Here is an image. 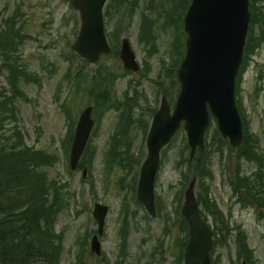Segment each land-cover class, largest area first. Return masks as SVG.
<instances>
[{
	"label": "rangeland",
	"instance_id": "obj_1",
	"mask_svg": "<svg viewBox=\"0 0 264 264\" xmlns=\"http://www.w3.org/2000/svg\"><path fill=\"white\" fill-rule=\"evenodd\" d=\"M123 1L118 0L119 3ZM166 2L127 0L123 7L133 10L134 16L130 20L125 17L124 23H121L116 16L113 19L108 17L109 33L114 26L124 28L129 24L122 37L126 36L133 42L142 65L143 62L150 64L148 78L143 74H125L122 61L116 55L103 58L97 64H85L71 50L79 30L76 23L79 14L71 8L68 0H0V19L16 14L17 25L24 36L21 46L22 64L42 79L39 86H24L30 102H19L17 106L20 111L19 123L26 134L28 145L48 154L41 162L46 165V176L49 181L56 182V186L62 190L64 201L66 199L65 207L58 214L51 230L61 237L60 243L64 250L60 264H183L180 255L185 241V226L176 212L180 201L179 192L193 178L187 165H182L190 154L188 151L186 153L187 136L183 129L177 133L173 144L162 153L156 196L163 206L157 217H151L143 206L137 204L132 190L134 177L138 178L141 167L135 168V165L141 158L143 163L147 157V137L143 124H146L145 120H151L147 117L149 106L155 105L160 99L154 80L158 79L163 66L171 63V42L176 36V27L171 22L170 28L155 31L158 50L153 55L145 44L140 43V33L142 25L153 22L152 19L157 21V25L164 24L166 11L169 10ZM179 11H173V20ZM159 17L164 18L159 22ZM144 18L148 21H142ZM261 37L262 28L256 26L249 38L251 47L246 54L245 73L241 77L236 97L245 130L260 137V148L264 155V48L259 50L256 46V40ZM251 51L252 58L249 56ZM100 67L105 70L110 68L122 76L116 81L114 90H110L120 100L124 99L125 92L129 90L130 80L138 85L136 90L140 94L139 103L133 106V117L139 118V122L122 132L121 144L114 139V133L121 123L120 112L116 108L105 111V106L101 105L104 98L99 95L101 89L92 82ZM0 82L5 85L1 74ZM164 82L169 87V80L165 79ZM176 90L173 89V94ZM94 104L95 128L88 152L96 151V157L93 166L87 167L84 177V169L70 170L67 135L70 126L74 122L77 124L82 111ZM10 127L14 125L9 124L8 129ZM216 131V123L212 121L207 133L208 145L214 142L222 145ZM127 138L130 145L127 144ZM113 146L117 150L123 148V152L115 154L117 150H113ZM108 156L113 162L110 167ZM11 158L12 162L28 164L14 156ZM89 159L90 156H87L85 162ZM211 159L215 181L197 182L196 193L205 197L210 186L211 199L217 203L223 215L226 229L219 222L215 226L217 246L213 258L216 264H230L229 259L238 258L239 244L233 241L238 235L247 237L254 250L255 263L264 264V216L261 212L257 213L256 207L247 205L250 201L247 194L240 190L234 191L229 184L230 181L235 182L239 174L252 181L258 171L264 175V164L261 169L257 164L239 161L236 153L226 146L222 153H214ZM125 160L131 167L124 166ZM188 174L189 178H186ZM41 179L42 176L37 173L31 180L40 182ZM52 194L53 190L48 192L43 186L37 197L39 205L45 209L52 207L49 202V199L52 201ZM239 201H245L247 206ZM96 202L110 209L104 234L100 237V256L91 252V241L98 228L93 217ZM40 214L41 211L39 218ZM41 222V231L46 230L50 221L43 218ZM231 225L234 226V236H230ZM122 227H125V232L128 231L125 240ZM218 229H223L224 233ZM11 241V238L7 239L8 244ZM122 245L125 250L121 248ZM154 251L158 253L155 256ZM238 264H241L240 260Z\"/></svg>",
	"mask_w": 264,
	"mask_h": 264
},
{
	"label": "water",
	"instance_id": "obj_2",
	"mask_svg": "<svg viewBox=\"0 0 264 264\" xmlns=\"http://www.w3.org/2000/svg\"><path fill=\"white\" fill-rule=\"evenodd\" d=\"M107 0H71L81 12L82 27L73 49L91 62L111 49L105 35L103 7ZM251 14L249 0H193L186 18L189 33L187 55L179 71L182 91L174 116L164 100L155 116L148 138L149 157L145 162L138 185V199L155 216V179L159 169L160 151L185 121L189 145L194 154L197 147L204 148L205 134L210 125V113L216 117L219 130L231 145L238 148L243 142L242 120L236 102V78L243 62L244 48ZM123 59L129 69H137L127 40L124 41ZM89 108L78 125L73 145L71 164L75 169L85 150L94 122ZM196 179L186 191L183 213L190 225V241L184 264H211L212 231L203 221L195 196ZM109 208L95 205L94 215L103 234ZM92 250L100 253L95 237ZM243 264H246L244 262Z\"/></svg>",
	"mask_w": 264,
	"mask_h": 264
},
{
	"label": "trees",
	"instance_id": "obj_3",
	"mask_svg": "<svg viewBox=\"0 0 264 264\" xmlns=\"http://www.w3.org/2000/svg\"><path fill=\"white\" fill-rule=\"evenodd\" d=\"M262 2V4H261ZM261 4V6L259 5ZM251 12L253 16L252 30L254 31V23L260 25L262 28V37L257 41L256 46L264 44V0H252ZM15 18L6 20L4 25L0 26V71L7 72V83L11 87V95L0 94V264H60L63 246L60 243V236L55 235L53 229L54 222L57 220L58 214L62 212L60 201L59 188L51 184L46 176H42L41 181L31 180L37 174L38 169L42 164L43 157L33 154L29 149L24 148L21 143V132L19 130H12L8 132L6 122L11 120L16 122L18 112L14 103L24 97V94L19 90L18 85L24 78L31 80V75L23 72L18 66L19 58V44L21 43L20 31L16 30ZM264 46V45H263ZM251 47V43L246 50ZM253 52L249 53L251 56ZM20 67V68H19ZM108 81L107 76L104 77ZM8 93V92H7ZM108 94V90L105 91ZM131 116V114H128ZM124 125L128 126L127 117L122 113ZM245 138L242 146L238 150H233L229 147L218 134V142L207 145L204 151H199L198 157L195 161L186 159L182 165L186 164L192 176L196 175L202 183H207L213 180V171L211 168V157L215 153H222L225 144L231 152H235L239 161H247L249 163L259 165L263 168V160L259 150V139L256 135L251 134L249 130H245ZM116 142L121 144V140L117 139ZM127 144H129L127 142ZM121 146V145H120ZM113 150H117L113 146ZM123 150V148H121ZM117 150L115 154L119 155L123 151ZM126 150H128V145ZM11 156L19 158L28 162L24 165L19 162H12ZM199 160H201L199 162ZM108 166H112L113 162L110 156L107 157ZM141 163L135 165L137 168ZM124 166H130L124 161ZM131 167V166H130ZM240 167H238V170ZM239 174V172H238ZM189 175L186 178H189ZM264 176L261 171H258L253 179L243 178L240 174L232 186L234 191L240 190L250 199V203L254 205L259 213L264 216ZM45 189L50 192L53 190L54 200L50 201L52 207L45 209L39 205L40 200L37 198L39 191ZM137 186V176L134 177L132 190L135 195ZM185 188L179 192L180 201L177 216L180 218L181 223L185 225L180 211V204L182 201ZM210 188H207L206 196L199 193V205L202 208V215L205 220L209 216L213 218L216 226L218 222L221 227L226 229L223 225V215L219 212L215 204L209 199ZM33 196V198H30ZM60 197V198H59ZM62 200V198H61ZM64 201V199H63ZM136 201V198H135ZM138 203V202H137ZM158 210L161 212V204L158 203ZM40 214L39 218V212ZM46 219L49 222L47 229L41 231V220ZM210 218V217H209ZM261 219V218H260ZM264 219V218H263ZM123 221L126 222L124 216ZM51 228V229H50ZM123 238L125 240V227L121 228ZM221 230L224 233L223 229ZM186 233L188 234V227L186 225ZM233 234V230L230 235ZM236 242H238V260L245 259L248 264L255 263L254 253L248 249L247 238L243 235H238ZM11 238V243L8 244L7 239ZM121 248L125 250V246ZM164 254V252H163ZM155 256V254L153 255Z\"/></svg>",
	"mask_w": 264,
	"mask_h": 264
}]
</instances>
